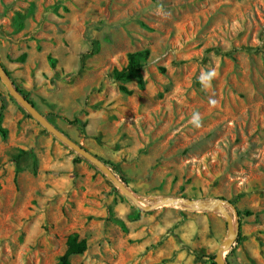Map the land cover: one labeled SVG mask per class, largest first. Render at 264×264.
<instances>
[{"label": "rangeland", "instance_id": "374dc122", "mask_svg": "<svg viewBox=\"0 0 264 264\" xmlns=\"http://www.w3.org/2000/svg\"><path fill=\"white\" fill-rule=\"evenodd\" d=\"M144 50L139 74L116 80ZM0 62L142 205L223 198L238 225L225 260L264 264V0H0ZM1 106L0 264H55L72 234L87 249L70 264H211L218 211H145L0 82Z\"/></svg>", "mask_w": 264, "mask_h": 264}, {"label": "water", "instance_id": "95a60500", "mask_svg": "<svg viewBox=\"0 0 264 264\" xmlns=\"http://www.w3.org/2000/svg\"><path fill=\"white\" fill-rule=\"evenodd\" d=\"M0 82L5 86L8 93L48 132H50L55 138L65 144L67 147L72 149L74 152L84 157L85 159L94 162L100 166L104 173L107 175L109 180L122 192L124 193L135 205L141 209L148 211L153 210L162 205H172L186 208L192 211H218L224 218L227 227V233L225 239L221 242L218 247L214 261L215 264H228L225 260L224 253L230 248L237 237L238 225L233 221V215L226 206V201L223 198L216 197L213 199L196 200L186 197H171L164 196L158 201L149 204L142 205L140 199L137 198L135 193L129 189V187L116 176L115 173L96 155L89 152L87 149L82 147L76 141L71 139L65 133L60 131L53 123H51L46 116H44L35 105L28 99L23 93L20 92L18 87L10 79L7 70L2 66L0 62Z\"/></svg>", "mask_w": 264, "mask_h": 264}, {"label": "trees", "instance_id": "16d2710c", "mask_svg": "<svg viewBox=\"0 0 264 264\" xmlns=\"http://www.w3.org/2000/svg\"><path fill=\"white\" fill-rule=\"evenodd\" d=\"M147 55H148L147 50L128 54L127 64L121 69L119 70L115 69L113 71L114 78L116 80H122L130 75L139 74L140 69L142 68L144 64L143 60H145ZM119 88L123 92H126V93L131 92V90L127 89L124 85H120ZM2 109H3V106L0 107V135L2 137H6L7 131L1 125ZM86 249H87L86 240L83 238H79L76 234H72L68 236V238L66 239V248L64 252L58 257V260L55 264H70L69 259L72 255L82 254ZM209 259H210L211 264H215L213 256L209 257Z\"/></svg>", "mask_w": 264, "mask_h": 264}, {"label": "clouds", "instance_id": "9594fccd", "mask_svg": "<svg viewBox=\"0 0 264 264\" xmlns=\"http://www.w3.org/2000/svg\"><path fill=\"white\" fill-rule=\"evenodd\" d=\"M162 10V5L157 6V14L159 15ZM170 13H164V18H167ZM217 77V71L215 67H210L202 70L198 76V81L204 89L210 88L212 86V81ZM209 105L215 107L218 100L215 97H210L208 101ZM190 123L199 128L202 125V116L199 112H194L192 114Z\"/></svg>", "mask_w": 264, "mask_h": 264}]
</instances>
